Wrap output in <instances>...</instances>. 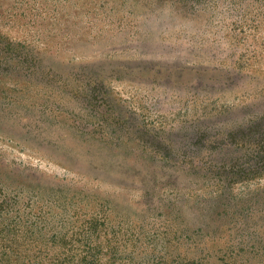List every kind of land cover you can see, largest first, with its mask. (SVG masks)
Masks as SVG:
<instances>
[{
	"label": "rangeland",
	"instance_id": "rangeland-1",
	"mask_svg": "<svg viewBox=\"0 0 264 264\" xmlns=\"http://www.w3.org/2000/svg\"><path fill=\"white\" fill-rule=\"evenodd\" d=\"M263 117L264 0H0V264H264Z\"/></svg>",
	"mask_w": 264,
	"mask_h": 264
},
{
	"label": "trees",
	"instance_id": "trees-1",
	"mask_svg": "<svg viewBox=\"0 0 264 264\" xmlns=\"http://www.w3.org/2000/svg\"><path fill=\"white\" fill-rule=\"evenodd\" d=\"M232 144L245 147L248 151L246 166L239 167L236 174L250 176L264 172V117L236 130Z\"/></svg>",
	"mask_w": 264,
	"mask_h": 264
}]
</instances>
